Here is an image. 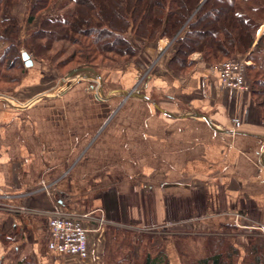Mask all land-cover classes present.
<instances>
[{"label":"crops","instance_id":"obj_1","mask_svg":"<svg viewBox=\"0 0 264 264\" xmlns=\"http://www.w3.org/2000/svg\"><path fill=\"white\" fill-rule=\"evenodd\" d=\"M246 1L254 7L241 3L240 9L255 10L259 40L264 0ZM132 40L144 44L136 66L97 71L104 93H111L107 100L82 80L41 98L59 80L32 60L14 93L0 99V264H117L109 257L116 256L122 231L161 229L169 237L229 229L237 232L230 234L236 248L257 233L264 241V126L250 92L224 93L194 55L196 64L183 76L167 64L151 70L138 95L152 103L124 98L167 44ZM43 183L53 189L40 192ZM54 214L85 216L86 261L48 248ZM160 247L170 264H180L173 246ZM135 255L137 246L127 252Z\"/></svg>","mask_w":264,"mask_h":264},{"label":"trees","instance_id":"obj_2","mask_svg":"<svg viewBox=\"0 0 264 264\" xmlns=\"http://www.w3.org/2000/svg\"><path fill=\"white\" fill-rule=\"evenodd\" d=\"M26 2L24 24L31 26L47 11L51 0ZM246 2L72 0V9L65 18L41 15L38 27L20 42L21 23L15 14L19 0H0V85L10 87L8 95L14 93L27 70L23 53L60 74L68 68L90 67L98 71L100 66L136 60L129 37L147 43L168 40L177 46L168 61L169 70L176 76H183L194 67V55L199 56L201 63L214 66L233 56H246L251 63L246 68L250 96L264 126V34L254 46L255 10H241L239 4ZM117 235L120 247L109 260L119 259L117 264H170L167 255L152 246L150 237L129 231ZM173 238L185 240V246L177 251L181 264H264V241L260 239L251 245L249 253L241 254L223 235ZM195 243L200 247L193 248ZM136 246L137 255L131 260L127 252L132 253Z\"/></svg>","mask_w":264,"mask_h":264},{"label":"rangeland","instance_id":"obj_3","mask_svg":"<svg viewBox=\"0 0 264 264\" xmlns=\"http://www.w3.org/2000/svg\"><path fill=\"white\" fill-rule=\"evenodd\" d=\"M23 1L25 3H27L26 2L27 0H23ZM258 1L259 0H256V2H258ZM259 3H261V2L259 1ZM243 5H245V6L246 5H252L250 7H254L253 3L252 4L251 3H249V4H246V3L244 4L243 3ZM245 8H244V10H246ZM71 9H72V0H51L49 6L47 8V11L46 12H43L42 14H40L37 17V21L33 25L29 26L28 24H24V22H25L24 20H25L26 5H25V9L24 8L22 9L20 7V9H18L16 11V13H15L17 19L21 23L20 34H19L18 40L21 42L23 40V38L29 36L38 27V23H39V19H40L39 17H41V15H43V16H45L47 18H50V19L65 18ZM256 21H257V18L255 19V22ZM132 39L133 38H129L130 42L132 43V46L135 48L136 53L138 52L140 54L142 52L141 50H143V45L144 44L143 43L140 44L139 41L136 42V41H134ZM166 43H167L166 46H164V47H160L159 46L158 47L157 53L154 54V56H153L154 59H151V60L148 61L149 62L148 63L149 64L148 65L149 67L147 66L148 68L143 72V74H141V76L138 79H136L135 81H132L130 83V87H129L130 89H129V91H127V95L124 96V98H126V97L130 98L131 96H129V95L132 94V93H133V95H136V94H138V93L141 92V89L143 88L144 84L146 82H148V80L150 78V74L153 73V71H151V70L155 66L156 67H158V65H163V66L165 65L166 66V64H167L166 67H168V63L167 62L174 55V53H175L174 49H176L177 46L173 43V41L166 40ZM167 59H168V61H167ZM238 59L246 61V63H248V66L251 65V63L247 60V57L246 56H233L230 60H238ZM230 60H228V61H230ZM32 61H34V62H40V61L34 60L33 58H32ZM135 61L136 60L131 61V62H126V63H124L122 65H117V66H113V65L112 66H109V65L108 66H100L99 69H98V72H104L105 70H118V71L122 70L123 71V70H126L128 68H131L133 66H136V64H135L136 62ZM131 63L133 64V66L132 65H129L128 66V64H131ZM207 66H208V68H210V67H212L214 65H207ZM68 69L63 70L61 72V74H60V73L55 72L52 68H50V70H52L54 72V74L57 75V77L55 76V78H58V80H60L63 76H65L69 72ZM11 75H14L15 76V73L14 72L13 73L11 72ZM246 79H247V81L250 84V90H251V82L248 79L247 72H246ZM67 85L68 84H66L64 87H66ZM9 88L10 87H8V86L0 85V95L2 97H4V98H7L8 99L11 96V95H8L7 94V90H9ZM169 231H171V230L169 229ZM227 231L228 232H225L224 233L226 235H223V236L228 237L229 238V241L232 244H234L233 239H230V238H231V235H233L235 233L237 234V232L231 231L229 229ZM252 232H255V231H251V233ZM158 233H161V234H158ZM137 234H139V236L140 235H146V236L150 237L151 239H154V238L158 239V238H160V240L158 241L159 244L153 245V243H152V246L154 248L161 249L160 246L170 244L171 246H173V248L176 249V252L183 245L185 246V242H184L185 240H178V239L173 238L175 235L178 236V237H188V236L192 237L191 235H188V234H179V233L178 234L172 233V234L169 235V237H167V234L165 232H163L161 229L160 230H157L156 232L155 231H152V232L151 231L150 232L144 231V232H139ZM257 235H258V233L256 234V236ZM197 236H200V235H197ZM256 236L254 235L252 238L246 237V239L249 240V241L246 242V243L242 241L238 245L239 247H241V249L238 246L237 247L241 250V252L244 253V251L246 249L251 248V245L254 242H257V241H254V240L260 239V237H256ZM260 240H262V239H260ZM188 243H190V239L188 240ZM158 245H160V246L157 247ZM195 246H199L200 247L199 243H195V244L192 245L193 248H195ZM190 247H191V245H190ZM130 258L132 260L133 257H130ZM178 260H179V263L181 264V261H180V258L179 257H178Z\"/></svg>","mask_w":264,"mask_h":264},{"label":"built area","instance_id":"obj_4","mask_svg":"<svg viewBox=\"0 0 264 264\" xmlns=\"http://www.w3.org/2000/svg\"><path fill=\"white\" fill-rule=\"evenodd\" d=\"M248 63L244 60H230L209 68L211 74L216 75L224 93H249L250 84L246 79ZM0 99L8 100L0 95ZM235 129L241 125L238 118L232 119ZM52 184L43 183L40 192H49ZM71 215L54 214L50 218L48 248L63 256L79 261H86L88 253V230L84 227L82 219Z\"/></svg>","mask_w":264,"mask_h":264},{"label":"water","instance_id":"obj_5","mask_svg":"<svg viewBox=\"0 0 264 264\" xmlns=\"http://www.w3.org/2000/svg\"><path fill=\"white\" fill-rule=\"evenodd\" d=\"M258 39L255 42V45L257 43ZM22 60L24 61V65L26 69H29L32 67V61L30 60L29 56L26 53L22 54ZM76 80H82V81H87L91 83V89L95 91V95L98 99L100 100H107L111 97V93L105 94L103 91V86L104 82L101 77V75L93 68L90 67H83V68H78V69H72L70 70L65 76H63L57 85L50 90L48 93L44 94L41 96V98H47L55 93H57L61 88H63L66 84L71 83ZM130 96H137L140 97L150 103H152L147 97L143 95H131ZM197 117L203 118L209 125V120L208 118L202 116V115H197Z\"/></svg>","mask_w":264,"mask_h":264}]
</instances>
